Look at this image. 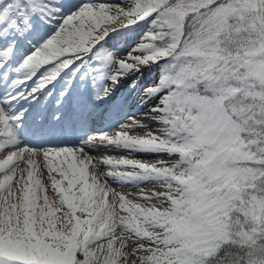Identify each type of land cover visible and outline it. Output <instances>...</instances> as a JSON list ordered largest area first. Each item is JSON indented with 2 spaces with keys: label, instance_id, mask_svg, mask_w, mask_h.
Listing matches in <instances>:
<instances>
[{
  "label": "snow or ice",
  "instance_id": "6c2138e0",
  "mask_svg": "<svg viewBox=\"0 0 264 264\" xmlns=\"http://www.w3.org/2000/svg\"><path fill=\"white\" fill-rule=\"evenodd\" d=\"M144 70L154 127L29 121ZM0 264H264V0H0Z\"/></svg>",
  "mask_w": 264,
  "mask_h": 264
},
{
  "label": "bare ground",
  "instance_id": "6f19581e",
  "mask_svg": "<svg viewBox=\"0 0 264 264\" xmlns=\"http://www.w3.org/2000/svg\"><path fill=\"white\" fill-rule=\"evenodd\" d=\"M116 87H117V85L116 86H114L113 87V89H112V93L114 92V90L116 89ZM111 93V94H112ZM111 97V96H110ZM110 97H108V98H110ZM51 98V97H50ZM108 98H106L105 100H103V101H97L96 103H95V105H92V110H93V112H92V117H94L95 119L93 120V123H94V125H95V131L96 132H106V133H109V132H113V131H116L118 128H119V126H113L114 125V123L112 122V121H110V124L108 125V126H106V127H102V126H100L99 124H98V122L96 121V118H97V116H99L100 115V113H101V108H102V106H104L105 104H106V101H107V99ZM43 99V98H42ZM63 102H64V100H63ZM141 102V97H140V99L138 98V102H137V104H139ZM152 103H154V101L152 102ZM137 104L136 105H134L133 106V108H138V106H137ZM84 108H86V106L84 107ZM36 109H38V108H36ZM34 110L35 109H33L32 111H31V113H30V115H29V121H31L32 120V118H33V115H34ZM121 110H122V107H116V108H113L112 109V111H111V115H113V116H116V115H118L120 112H121ZM147 110H148V108L147 109H145V110H143L142 108H141V110L140 111H137V115H134L135 116V118L136 119H139V120H142L144 123H145V125L146 126H149V127H154L152 124H151V121H150V119H148V118H146L145 117V115H146V113H147ZM99 114V115H98ZM109 117L110 116H108V115H106L105 116V119H109ZM106 120V121H107ZM117 128V129H116ZM132 134H136V135H143V130L142 129H137L134 133H132ZM63 143H65V145H59V144H54L55 146H58V147H65V146H67V147H78L79 145H80V142H77V143H74L73 141H68L67 139L65 140V142H63ZM89 152L92 154V155H94V158L95 159H98V160H102V159H104V158H106V157H111V158H113V159H118V158H120L121 156H128V155H130L125 149H123V148H117V147H105V146H96V147H94V148H90L89 149ZM131 155H133L135 158H137V159H150L151 157L148 155V154H145V153H139V152H137V153H132ZM125 187H131V185H125ZM49 194L51 195L52 194V192H51V188L49 187Z\"/></svg>",
  "mask_w": 264,
  "mask_h": 264
},
{
  "label": "rangeland",
  "instance_id": "374dc122",
  "mask_svg": "<svg viewBox=\"0 0 264 264\" xmlns=\"http://www.w3.org/2000/svg\"><path fill=\"white\" fill-rule=\"evenodd\" d=\"M119 40L121 41L120 44V51L123 52L125 51L124 42L128 41L129 43L131 42V37H120ZM115 43V41H113ZM156 73L155 71H149V70H144L139 74H136L134 76H130L128 78H125L119 83V87L115 90L113 96L116 95L115 99L117 103H120L124 99L122 98L124 95H127L128 93H131L132 91L134 94L139 95L141 97L142 95V86L146 84L147 82L151 81L155 77ZM107 82V81H106ZM136 82L137 87L132 88L130 85ZM108 83V82H107ZM89 89V82L85 83V86L81 88V91H88ZM121 94V95H120Z\"/></svg>",
  "mask_w": 264,
  "mask_h": 264
}]
</instances>
